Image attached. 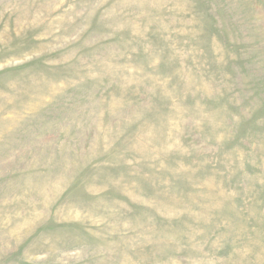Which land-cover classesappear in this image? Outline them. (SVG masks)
<instances>
[{"label":"rangeland","instance_id":"1","mask_svg":"<svg viewBox=\"0 0 264 264\" xmlns=\"http://www.w3.org/2000/svg\"><path fill=\"white\" fill-rule=\"evenodd\" d=\"M0 264H264V0H0Z\"/></svg>","mask_w":264,"mask_h":264}]
</instances>
